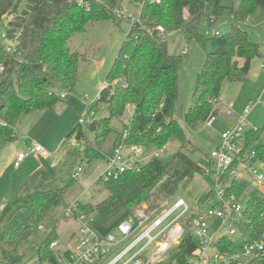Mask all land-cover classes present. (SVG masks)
<instances>
[{
    "label": "trees",
    "instance_id": "trees-1",
    "mask_svg": "<svg viewBox=\"0 0 264 264\" xmlns=\"http://www.w3.org/2000/svg\"><path fill=\"white\" fill-rule=\"evenodd\" d=\"M123 1L0 0V147L16 139V131L24 117L39 111L56 112L61 103L59 94L75 92L81 57L70 49L71 38L85 31L90 24L104 20L117 22L114 11ZM23 2L26 5L21 8ZM210 2L217 4L218 16L221 0L145 3L141 22L131 27L106 87L97 103L89 108L87 115L93 113L94 116L89 121L88 130L78 123L64 143L74 138L78 145L84 146L78 153L83 162L80 166L100 159L104 157L102 148L112 132V121L118 119L124 127L119 135L121 142L127 132L124 143L141 148L142 157L148 161L143 163L139 158L118 179L102 177L97 183L105 185L108 197L96 205L79 203L82 213L113 211L121 206L127 218H135L134 211L142 204H149L152 209L158 207L154 200L157 189L159 199H168L175 195L185 179L191 180L197 173H205L204 167L185 153L191 140L175 118L182 57L169 53L168 40L161 37L157 28L164 27L165 35L182 31L190 41L198 32ZM257 8L264 9V0H240L239 6L232 9V31L214 37L215 51L198 76L193 105L186 113L189 129L196 130L207 123L210 116H216L214 107L219 104L226 83L241 81L249 74L252 61L262 56L259 45L241 27ZM7 17L11 18L8 24L5 22ZM99 105L106 106L107 117L97 119ZM130 106L134 107V113L128 128L122 119ZM260 131L248 132L245 150L258 140ZM87 132L94 134L93 141L87 140ZM172 139L180 142L181 150L171 164L163 165L158 152ZM257 159H264V145L255 152L251 162ZM76 180L59 188L43 169L31 176L27 183L31 181V185H36L35 192L20 195L2 212L0 246L6 252H1L0 264H26L19 254L20 247L36 233L51 212L65 207V196ZM227 190L228 194L242 196L239 176L230 180ZM194 217L191 213L187 218ZM243 218L249 221L248 226L261 232L264 228V198H252L244 209ZM16 220V224L2 229L5 221ZM55 231L50 232L36 253L42 264H58V255L51 249V244L57 241ZM195 246L193 239L187 236L172 253L171 259L187 256Z\"/></svg>",
    "mask_w": 264,
    "mask_h": 264
},
{
    "label": "rangeland",
    "instance_id": "rangeland-1",
    "mask_svg": "<svg viewBox=\"0 0 264 264\" xmlns=\"http://www.w3.org/2000/svg\"><path fill=\"white\" fill-rule=\"evenodd\" d=\"M239 4L240 0H221V9L219 15L216 16L217 4L210 2L206 6V14L201 19L198 32L194 34L190 41L182 31L173 32L168 34L167 37L169 53L182 57L179 69L180 92L175 118L185 128L187 136L191 140L185 153L204 168L210 165L211 149L222 142L223 134L240 125L241 117L246 108L250 107L252 111L245 119V133L242 138L237 140V143L242 149H245L248 143V132L261 130L258 140L246 151L249 155H253L260 146L264 145V9L262 8H257L253 15L241 26L250 34L253 42L259 45L262 56L252 61L249 74L241 81L226 83L219 104L214 107V109H217V115L212 125L205 123L198 129L192 130L188 128L185 118L187 111L193 105L198 76L203 71L210 54L215 51L214 37L217 33L221 37L232 31V9H236ZM25 5V2H23L21 8H24ZM118 6L128 8L136 16L141 14L139 0H124ZM10 20L11 18L7 17L5 19L6 24ZM131 27L132 23L126 20L117 19V22L104 20L90 24L85 31L77 33L71 38L69 42L70 49L79 53L81 57L75 92L70 94L64 91L59 94L61 103L56 112L39 111L24 117L19 126L21 129L16 131V139L0 147V220L8 203L13 202L24 193L25 196L33 194L37 189L36 185H31V181L29 183L27 181L34 174L33 172L38 169L28 173L26 170L20 172L19 169L18 178H16L13 174H10L9 168L20 153L29 152L35 144H39L37 143L39 140L44 143L45 152L38 155L29 154L28 162L31 159L33 161L28 169H33L32 167L37 163H43L44 170L51 175L57 187L63 188L74 182L72 173L83 163L78 153L84 146H81L82 144L76 145V140L74 138L70 139L71 141H67L64 145L66 155L64 159L61 156L55 157L57 154L55 148L61 146V139L66 138L81 119H84L83 129L88 130L91 119L87 116L89 108L97 103L102 89L105 88L108 76L130 33ZM185 51L186 53H184ZM98 108L97 119L108 116L106 106L99 105ZM227 111H231L233 115H228ZM133 113L131 107H128L122 119L128 128L131 126ZM123 128L122 121L118 119L112 121V132L102 148L104 157L83 164L78 180L75 181L73 187L65 196V207L51 212L38 226L36 233L20 247L19 254L24 257L23 263L42 264L38 261L36 253L54 229H56L57 241L59 242V246L55 249L56 254L64 253L75 244L76 234L82 223H85L100 237L112 233L118 239L121 238L117 227L123 221L129 219L126 211L121 206L113 211L88 215L83 213L86 216L83 221L75 215H70L68 209L78 204L77 214L80 215L82 212L79 203L96 205L108 197L105 185L97 182L102 177L106 178L108 159L114 156L115 146L119 147L121 145L119 135ZM32 131V134H28ZM87 138V140L93 141L94 134L88 133ZM72 143L75 145L73 146ZM180 150V142L172 139L165 148L158 152L157 156L163 165H169ZM124 154L130 158L132 151L126 148ZM140 158L143 163L148 161L144 157ZM54 160L59 161L57 168L52 167ZM251 166L264 174V159H257L254 163L249 160L245 163L246 168ZM5 174H7L6 177H4ZM239 181L243 189V194L238 201L241 206L246 208L248 202L254 197L264 198V188L255 181L252 174L242 172L239 175ZM216 184L217 181L212 174L197 173L193 179H185L175 195L168 199H159V189H157L154 200L155 205H158V207L152 209L149 204H142L134 211V215L137 217L141 214H147L148 216L156 213L160 214L164 210L170 209L179 200H184L196 218H207L209 226L212 227V232L215 233L221 225L216 217H207L206 215L218 202V196L214 192ZM225 185H229V182ZM206 196L207 199L205 200L204 197ZM239 218L242 217L239 216ZM16 223L17 220L15 222L5 221L1 227L6 230ZM253 234L254 231L251 229L239 231L238 236L235 238L237 247L247 243ZM72 237H74L73 241H70ZM131 241L132 239L126 241L119 249H114L112 258L120 254ZM145 243L146 241L142 242L127 259L141 249ZM2 249L3 246H0V254L6 252Z\"/></svg>",
    "mask_w": 264,
    "mask_h": 264
},
{
    "label": "built area",
    "instance_id": "built-area-1",
    "mask_svg": "<svg viewBox=\"0 0 264 264\" xmlns=\"http://www.w3.org/2000/svg\"><path fill=\"white\" fill-rule=\"evenodd\" d=\"M148 1L152 4L161 2V0H139L141 12ZM114 13L118 19L131 22L132 26L141 22L140 16L132 14L126 7L119 6ZM157 29L161 37L166 39L168 35H165V28L160 26ZM251 111L252 108H246L240 125L223 134L222 142L210 151L209 167L204 168L205 173L212 174L217 181L214 192L218 196V202L206 215L216 217L219 221L221 227L217 232H212L207 218H187L191 214V209L184 200H179L170 209L155 214L153 217L141 214L123 221L117 227L120 239L112 233L100 237L85 223H82L76 234L75 244L64 253L57 254L58 264H264V228L258 232L252 226H248L249 221L243 218L245 208L238 203L239 198L235 194H228V185H225L242 172H247L252 174L255 181L264 188V174L252 166L245 167V163L251 161L255 152L249 155L237 143V140L245 133V119ZM227 114L233 115L231 111H227ZM93 116L92 113L88 118ZM215 117L210 116L207 124L212 125L216 120ZM83 123L84 119H81L80 124ZM126 136L127 132L123 136L121 145L115 149L114 156L108 159L106 180L118 179L143 156L141 148L127 146L124 143ZM126 148L132 151L130 158L124 154ZM44 152L42 145L35 144L29 152L18 155L14 166L19 168L29 154L38 155ZM235 164L238 166L235 167ZM82 167L78 166L73 171V179L79 178ZM77 211L78 204L68 209L70 215L79 217L81 221L86 219L83 213L78 215ZM245 229L253 230L254 234L247 243L237 247L235 238L239 231ZM187 236L193 239L196 246L187 256L181 255L172 260V253ZM131 239L129 245L112 258L114 249H119ZM144 241H146L145 245L127 259ZM58 246L59 242L55 241L51 244V249L55 250Z\"/></svg>",
    "mask_w": 264,
    "mask_h": 264
},
{
    "label": "crops",
    "instance_id": "crops-1",
    "mask_svg": "<svg viewBox=\"0 0 264 264\" xmlns=\"http://www.w3.org/2000/svg\"><path fill=\"white\" fill-rule=\"evenodd\" d=\"M107 85V84H106ZM106 87V86H105ZM131 107V109L133 110V112H134V107H132V106H130ZM78 123H80V121L78 122ZM18 129H21V127L20 128H18ZM19 132V131H18ZM33 133V131L32 132H30V133H28V134H32ZM29 136H32V135H29ZM28 136V137H29ZM57 139V138H56ZM55 139V140H56ZM64 140V141H63ZM65 140H66V138H63V139H61V141H60V145L61 146H59V148H55L56 150H57V154L55 155V157L56 156H61V158H65V149H64V145L67 143V141H66V143H64L65 142ZM69 141H71V140H69ZM59 142V141H58ZM37 143H39V144H41L42 146L44 145V143H42L40 140L37 142ZM73 144V146L75 145L74 143H72ZM117 148V146H115V149ZM46 154V153H45ZM28 158V157H27ZM27 158L22 162V164H21V166L19 167V168H16L15 166H14V163L13 164H11V166H10V168H9V170H10V174H13L16 178H18L17 177V174H18V172L20 171V172H23L24 170H26V172L28 173L29 171L30 172H32V170H34V169H38V170H36V171H39V170H44L45 169V166L43 165V163H37L34 167H32L33 169H28L29 168V166L32 164V159H31V161L30 162H28V160H27ZM58 162L59 161H56V160H54L53 162H52V167L53 168H57V166H58ZM20 169V170H19ZM35 171V172H36ZM35 172H33V173H35ZM26 173V174H27ZM6 175L7 174H5V176L4 177H6ZM22 176V175H21ZM1 183V182H0ZM21 184H24V183H21ZM21 186V185H20ZM20 188V187H19ZM110 234V233H109ZM73 236V235H72ZM103 236H106V234L105 235H103ZM102 236V237H103ZM73 238L74 237H72L71 238V240L70 241H73ZM71 248V247H70ZM69 249V248H68ZM67 249V250H68Z\"/></svg>",
    "mask_w": 264,
    "mask_h": 264
}]
</instances>
